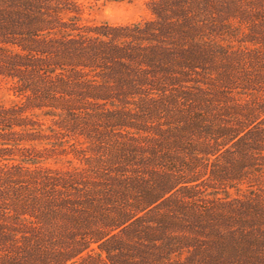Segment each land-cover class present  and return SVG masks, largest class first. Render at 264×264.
Segmentation results:
<instances>
[{
	"label": "trees",
	"instance_id": "1",
	"mask_svg": "<svg viewBox=\"0 0 264 264\" xmlns=\"http://www.w3.org/2000/svg\"><path fill=\"white\" fill-rule=\"evenodd\" d=\"M0 0V264H264V0Z\"/></svg>",
	"mask_w": 264,
	"mask_h": 264
},
{
	"label": "rangeland",
	"instance_id": "2",
	"mask_svg": "<svg viewBox=\"0 0 264 264\" xmlns=\"http://www.w3.org/2000/svg\"><path fill=\"white\" fill-rule=\"evenodd\" d=\"M149 1L151 0H77L82 7L85 22L108 23L113 26L148 19L146 5ZM7 99L4 91H0V102H6Z\"/></svg>",
	"mask_w": 264,
	"mask_h": 264
}]
</instances>
